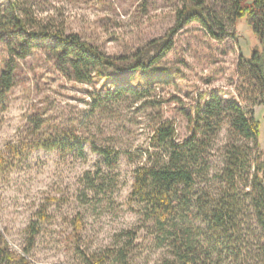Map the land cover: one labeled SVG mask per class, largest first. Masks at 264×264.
<instances>
[{
  "label": "rangeland",
  "instance_id": "374dc122",
  "mask_svg": "<svg viewBox=\"0 0 264 264\" xmlns=\"http://www.w3.org/2000/svg\"><path fill=\"white\" fill-rule=\"evenodd\" d=\"M20 2L42 25L82 41L112 58L132 57L163 39L176 24L186 0H0ZM259 48L246 20L229 28L223 41L211 39L197 23L173 36V47L147 75L108 69L92 84L69 80L44 50L18 62L13 88L0 99V152L7 145L73 134L84 155L28 149L0 180V248L18 257L29 248V226L44 211L39 233L26 258L29 264H87L85 257L119 247L122 234L140 225L138 207L129 201L134 171L144 164L153 127L175 124L177 141L189 135V115L215 94L234 102L261 122L258 150L264 152V114L260 84L244 60ZM8 58L0 42V71ZM123 85L143 98L125 96L92 108V96ZM228 135L219 134L207 160L209 189L222 168ZM91 144L120 151L113 171L117 188L94 196L87 174L109 173ZM204 188V185L199 187ZM82 227L75 233L73 221ZM123 237V238H122ZM166 252L140 230L127 264H163ZM5 264V263H2ZM15 264V263H14ZM108 264H116L111 261Z\"/></svg>",
  "mask_w": 264,
  "mask_h": 264
},
{
  "label": "trees",
  "instance_id": "16d2710c",
  "mask_svg": "<svg viewBox=\"0 0 264 264\" xmlns=\"http://www.w3.org/2000/svg\"><path fill=\"white\" fill-rule=\"evenodd\" d=\"M246 20L259 48L244 60L261 86L264 112V0H186L176 13V24L163 39L150 42L132 57L112 58L82 41L42 25L20 2L0 6V42L8 58L0 71V99L14 86L18 62L36 50H44L58 70L74 82L90 85L105 70L147 75L173 47V36L191 23L199 24L213 40L223 41L229 28ZM143 94L119 85L103 96H92V108H101L125 96ZM264 124V114L262 116ZM226 130L222 168L209 189L208 151ZM261 122L234 102L212 94L189 115V135L177 141L172 121H159L152 129L145 162L134 171L129 201L138 207L140 225L125 231L119 247L86 256L87 264H127L140 230L163 249V264H264V152L258 150ZM30 148L83 157V141L73 134L39 139L30 144L7 145L0 152V180ZM109 173L87 174V188L94 196L117 188L113 171L120 151L91 144ZM204 185L203 189L199 187ZM29 226V248L14 257L0 248V264H29V254L39 233V221L49 219L44 211ZM74 231L82 227L77 216ZM122 237V238H123Z\"/></svg>",
  "mask_w": 264,
  "mask_h": 264
}]
</instances>
